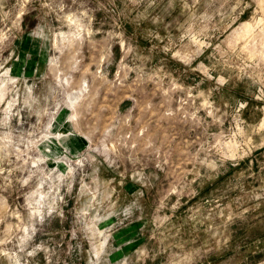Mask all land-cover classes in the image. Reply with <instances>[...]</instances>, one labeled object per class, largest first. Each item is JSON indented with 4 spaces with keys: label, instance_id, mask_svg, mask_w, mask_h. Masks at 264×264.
Masks as SVG:
<instances>
[{
    "label": "rangeland",
    "instance_id": "rangeland-1",
    "mask_svg": "<svg viewBox=\"0 0 264 264\" xmlns=\"http://www.w3.org/2000/svg\"><path fill=\"white\" fill-rule=\"evenodd\" d=\"M0 264H264V0H0Z\"/></svg>",
    "mask_w": 264,
    "mask_h": 264
}]
</instances>
